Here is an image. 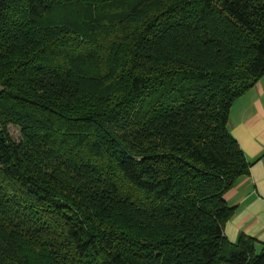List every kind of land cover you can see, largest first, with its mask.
I'll return each mask as SVG.
<instances>
[{"label": "trees", "instance_id": "obj_1", "mask_svg": "<svg viewBox=\"0 0 264 264\" xmlns=\"http://www.w3.org/2000/svg\"><path fill=\"white\" fill-rule=\"evenodd\" d=\"M262 75L264 0H0V264H264L223 233Z\"/></svg>", "mask_w": 264, "mask_h": 264}, {"label": "crops", "instance_id": "obj_2", "mask_svg": "<svg viewBox=\"0 0 264 264\" xmlns=\"http://www.w3.org/2000/svg\"><path fill=\"white\" fill-rule=\"evenodd\" d=\"M228 128L250 165L224 194L233 212L223 233L231 243L249 237L264 244V75L233 102Z\"/></svg>", "mask_w": 264, "mask_h": 264}, {"label": "rangeland", "instance_id": "obj_3", "mask_svg": "<svg viewBox=\"0 0 264 264\" xmlns=\"http://www.w3.org/2000/svg\"><path fill=\"white\" fill-rule=\"evenodd\" d=\"M9 133L15 141L19 140V129L14 125L8 127Z\"/></svg>", "mask_w": 264, "mask_h": 264}]
</instances>
